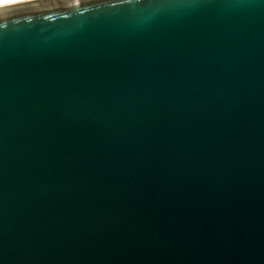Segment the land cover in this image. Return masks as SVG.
Returning <instances> with one entry per match:
<instances>
[{
  "label": "water",
  "instance_id": "95a60500",
  "mask_svg": "<svg viewBox=\"0 0 264 264\" xmlns=\"http://www.w3.org/2000/svg\"><path fill=\"white\" fill-rule=\"evenodd\" d=\"M0 264H264V0L0 4Z\"/></svg>",
  "mask_w": 264,
  "mask_h": 264
},
{
  "label": "bare ground",
  "instance_id": "6f19581e",
  "mask_svg": "<svg viewBox=\"0 0 264 264\" xmlns=\"http://www.w3.org/2000/svg\"><path fill=\"white\" fill-rule=\"evenodd\" d=\"M12 1H16V0H0V4L7 3V2H12Z\"/></svg>",
  "mask_w": 264,
  "mask_h": 264
}]
</instances>
